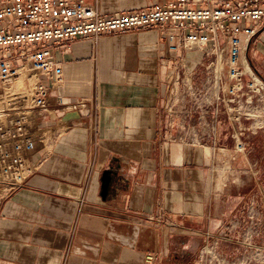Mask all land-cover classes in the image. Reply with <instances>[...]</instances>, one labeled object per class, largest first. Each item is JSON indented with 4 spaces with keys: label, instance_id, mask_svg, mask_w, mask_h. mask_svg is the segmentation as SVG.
<instances>
[{
    "label": "crops",
    "instance_id": "crops-1",
    "mask_svg": "<svg viewBox=\"0 0 264 264\" xmlns=\"http://www.w3.org/2000/svg\"><path fill=\"white\" fill-rule=\"evenodd\" d=\"M86 1L105 16L167 2ZM258 28L243 53L264 81V25ZM52 46L63 75L51 95L88 104L40 120L26 181L0 186V264H185L207 237L228 235L263 172L262 97L239 106L249 147L237 153L200 67L206 46L172 51L154 29ZM181 58L192 88L187 75H176ZM118 165L102 196V172Z\"/></svg>",
    "mask_w": 264,
    "mask_h": 264
},
{
    "label": "built area",
    "instance_id": "built-area-1",
    "mask_svg": "<svg viewBox=\"0 0 264 264\" xmlns=\"http://www.w3.org/2000/svg\"><path fill=\"white\" fill-rule=\"evenodd\" d=\"M166 1L105 16L86 0H0V97L8 99L0 106V186L15 188L26 181L29 158L42 139L40 120L53 109L75 112L88 104L83 99L65 103L59 94L51 95L63 75L52 59V45L135 29L158 31L172 51L207 47L200 67L216 90L214 108H222L232 126L235 151L244 152L248 129L241 125L239 106L262 97L264 81L249 68L243 51L264 25V0ZM176 70L177 76H188L185 84L192 88L194 74L184 58ZM23 71L37 75L31 95L11 90Z\"/></svg>",
    "mask_w": 264,
    "mask_h": 264
},
{
    "label": "rangeland",
    "instance_id": "rangeland-1",
    "mask_svg": "<svg viewBox=\"0 0 264 264\" xmlns=\"http://www.w3.org/2000/svg\"><path fill=\"white\" fill-rule=\"evenodd\" d=\"M252 70L254 71L253 68ZM23 72L35 76V78L37 77L33 71ZM198 77H200V74L195 75L197 82ZM33 85L34 82L29 86L27 95H31ZM10 87L16 93L21 92L23 94V92H26L18 87L16 81H13ZM0 98L8 101L5 97ZM260 101L264 103V93L262 99H259L260 105H256L258 110L256 116L262 120L264 119V105ZM2 105L0 104V106ZM248 147L249 143L247 141L244 151ZM256 148L263 172L257 175L259 185L257 187L251 185L248 188L247 197H249V201H247V207L242 208L244 218L233 224L230 231H228V235H219L218 238L207 237L206 242L200 246L196 253V257L185 264H264V139L256 144ZM251 200L254 202H251Z\"/></svg>",
    "mask_w": 264,
    "mask_h": 264
},
{
    "label": "water",
    "instance_id": "water-1",
    "mask_svg": "<svg viewBox=\"0 0 264 264\" xmlns=\"http://www.w3.org/2000/svg\"><path fill=\"white\" fill-rule=\"evenodd\" d=\"M118 169H119V165L113 169L112 167L104 170L102 172V176H101V195L104 196L106 195L109 190L111 189V183L113 180V177L116 176L118 174Z\"/></svg>",
    "mask_w": 264,
    "mask_h": 264
},
{
    "label": "bare ground",
    "instance_id": "bare-ground-1",
    "mask_svg": "<svg viewBox=\"0 0 264 264\" xmlns=\"http://www.w3.org/2000/svg\"><path fill=\"white\" fill-rule=\"evenodd\" d=\"M14 81L17 82V85L19 88H21L22 90H25L26 92H23L25 94H28L29 93V86L34 82L37 81V77L35 78V76H32L30 74H27V73H24L22 72V74H20L19 77H17ZM18 88V90H19ZM21 93V92H20ZM5 99L4 98H0V104H3L5 103ZM2 105V106H3Z\"/></svg>",
    "mask_w": 264,
    "mask_h": 264
}]
</instances>
